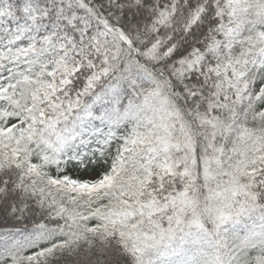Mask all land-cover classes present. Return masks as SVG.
Wrapping results in <instances>:
<instances>
[{
  "label": "snow or ice",
  "instance_id": "snow-or-ice-1",
  "mask_svg": "<svg viewBox=\"0 0 264 264\" xmlns=\"http://www.w3.org/2000/svg\"><path fill=\"white\" fill-rule=\"evenodd\" d=\"M0 264H264V0H0Z\"/></svg>",
  "mask_w": 264,
  "mask_h": 264
}]
</instances>
